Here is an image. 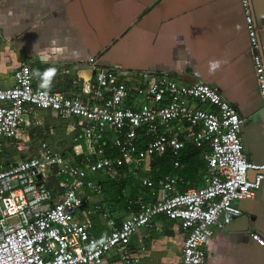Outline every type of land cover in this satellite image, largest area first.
<instances>
[{
	"label": "built area",
	"instance_id": "1",
	"mask_svg": "<svg viewBox=\"0 0 264 264\" xmlns=\"http://www.w3.org/2000/svg\"><path fill=\"white\" fill-rule=\"evenodd\" d=\"M239 1L264 106L258 28L250 1ZM89 63L94 80L84 96L36 86L26 62L14 70V84L0 88V157L15 144L35 110L75 120L76 131L70 158L41 139L29 156L0 169V264H104L112 254L124 264H137L144 246L135 251L130 239L158 215L174 220L186 232L178 264H203L215 229L240 217L237 201L251 198L264 181V163L249 161L243 152L240 129L246 119L204 81L186 84L166 72L96 67L94 57ZM187 143L207 148L202 154L206 171L198 185L183 186L177 175L156 181L148 175L152 160L164 154L173 167L183 168L181 155ZM125 165L134 175L144 173L140 181L148 189V199L136 196L135 210L119 222L108 220L107 234L92 235L82 207L103 189L96 176L115 179ZM249 171L255 172L253 178ZM51 176L61 178L62 191L54 193L47 186ZM85 185L92 188L90 194L80 193ZM99 209L94 206V211ZM250 237L264 248V237L257 232Z\"/></svg>",
	"mask_w": 264,
	"mask_h": 264
},
{
	"label": "crops",
	"instance_id": "2",
	"mask_svg": "<svg viewBox=\"0 0 264 264\" xmlns=\"http://www.w3.org/2000/svg\"><path fill=\"white\" fill-rule=\"evenodd\" d=\"M251 4L264 59V0ZM92 57L96 67L166 72L186 84L201 80L216 87L246 119L240 129L246 159L264 163V106L239 0H0V88L12 86L14 70L26 62L32 73L57 69L50 90L87 95L95 73ZM210 62H218V67L210 69ZM35 85H40L37 78ZM27 121L15 144L0 157V169L29 156L41 139L51 141L65 157L73 155L75 120L35 110ZM62 138L68 143L62 145ZM79 145L86 148L83 141ZM124 174L119 171V176ZM254 174L248 172L250 178ZM142 175L140 171L135 176ZM54 178L50 189L57 193L62 191L61 178ZM96 178L105 186L82 211L92 225L91 234L101 236L110 230L108 220L119 222L130 210L115 200L110 183L102 181L105 176ZM90 189L85 185L80 193L90 194ZM95 205L100 209L94 211ZM237 205L247 217V229L216 228L205 246L203 264H264V248L250 237L251 232L264 237V181ZM185 236L177 222L158 215L150 226L139 228L129 246L135 251L144 246L137 264H178ZM104 264L124 263L112 254Z\"/></svg>",
	"mask_w": 264,
	"mask_h": 264
},
{
	"label": "trees",
	"instance_id": "3",
	"mask_svg": "<svg viewBox=\"0 0 264 264\" xmlns=\"http://www.w3.org/2000/svg\"><path fill=\"white\" fill-rule=\"evenodd\" d=\"M206 149V147L198 148L191 143H187L182 150L181 155V160L184 163L183 168L179 169L173 167L169 155L164 154L162 157H156L152 160V169L149 171L148 175L154 181L164 175H177L181 178V184L183 186H187L185 185L187 182L188 186L198 185L201 181L202 175L206 171V161L202 157V154L206 151ZM111 153L116 154V151L112 150ZM119 171L123 174L125 173L123 177L120 175L115 179H109L105 176V179L102 181H105L107 185L110 183L113 190L112 192L115 194V200L122 201L124 206L128 207L127 212L130 209L135 210L133 200L136 196H143L147 200L148 189L141 184L140 177L137 179L132 172L127 170L126 165L119 168ZM52 178L53 180H57L54 176H51V178L47 180V186L49 188H52L53 186V180H51ZM128 189L130 193L125 196L123 192Z\"/></svg>",
	"mask_w": 264,
	"mask_h": 264
},
{
	"label": "clouds",
	"instance_id": "4",
	"mask_svg": "<svg viewBox=\"0 0 264 264\" xmlns=\"http://www.w3.org/2000/svg\"><path fill=\"white\" fill-rule=\"evenodd\" d=\"M218 67V62H210V69ZM57 75V69L54 67L47 68L43 72L39 69L33 70V76L40 81V87L43 89L50 90L53 84V80Z\"/></svg>",
	"mask_w": 264,
	"mask_h": 264
},
{
	"label": "water",
	"instance_id": "5",
	"mask_svg": "<svg viewBox=\"0 0 264 264\" xmlns=\"http://www.w3.org/2000/svg\"><path fill=\"white\" fill-rule=\"evenodd\" d=\"M249 1H250L251 9L253 11L252 4H251V0H249ZM257 35H258V48H259V53H260V55L263 58V53H262V50H261V47H260V41H259V33H257ZM263 61H264V59H263ZM247 223H248L247 217L243 215V216H240V217L236 218L235 220H233L232 222H230L228 225H226V228L229 229V230H232V229H235V228L236 229H240V230H245V229H247Z\"/></svg>",
	"mask_w": 264,
	"mask_h": 264
},
{
	"label": "rangeland",
	"instance_id": "6",
	"mask_svg": "<svg viewBox=\"0 0 264 264\" xmlns=\"http://www.w3.org/2000/svg\"><path fill=\"white\" fill-rule=\"evenodd\" d=\"M42 128H44V127H42ZM45 128H47V127H45ZM48 129V128H47ZM43 132V130H41V133ZM46 134H49V131H48V133H46ZM56 137H58V136H56ZM57 140H59V139H57ZM61 140V142H64L65 140H66V138H62V139H60ZM60 142V143H61ZM66 143H68V142H64L62 145H65ZM137 179H139V176H135ZM130 193V191H129V189L128 190H125L124 192H123V194L126 196V195H128Z\"/></svg>",
	"mask_w": 264,
	"mask_h": 264
}]
</instances>
